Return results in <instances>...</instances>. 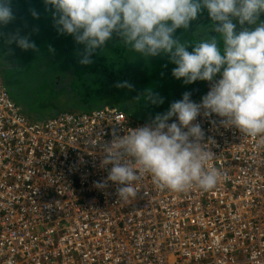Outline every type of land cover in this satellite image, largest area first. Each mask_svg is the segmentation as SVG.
I'll list each match as a JSON object with an SVG mask.
<instances>
[{"label":"built area","instance_id":"built-area-1","mask_svg":"<svg viewBox=\"0 0 264 264\" xmlns=\"http://www.w3.org/2000/svg\"><path fill=\"white\" fill-rule=\"evenodd\" d=\"M203 113L216 185L172 191L145 173L120 201L118 185L96 187L104 148L153 121L113 106L31 119L0 67V264H264V137Z\"/></svg>","mask_w":264,"mask_h":264},{"label":"clouds","instance_id":"clouds-1","mask_svg":"<svg viewBox=\"0 0 264 264\" xmlns=\"http://www.w3.org/2000/svg\"><path fill=\"white\" fill-rule=\"evenodd\" d=\"M55 9L57 31L74 37L84 46L79 63L90 65L97 49H102L119 32L122 43L144 58L168 54L176 65L173 76L185 84L221 78L197 104L185 93L171 104L166 114H158L149 126L132 129L122 138L105 146L102 167L112 165L106 181L118 185L120 201L137 196L135 182L151 174L161 188L184 191L193 184L212 189L218 180L213 168L205 171L211 152L201 143L205 133L193 124L204 110L224 118L222 123L235 127L245 136L264 137V0H44ZM11 0H0V25L14 19ZM206 9L216 38L194 44L192 52L174 38L181 28ZM32 15L38 18L33 10ZM239 25L252 26L237 32ZM22 50H36L29 37L18 34L9 41ZM147 101L163 103L151 92ZM176 117L178 123L169 121ZM187 129V131H185ZM95 140L89 141L93 146Z\"/></svg>","mask_w":264,"mask_h":264},{"label":"trees","instance_id":"trees-1","mask_svg":"<svg viewBox=\"0 0 264 264\" xmlns=\"http://www.w3.org/2000/svg\"><path fill=\"white\" fill-rule=\"evenodd\" d=\"M10 7L13 8L12 12L17 14V17L7 25H0V57L4 60L3 65H1L3 69L7 71V68L12 65L16 71L17 67H20L18 69L21 71L25 68L23 67V58L27 63L31 61L35 63H33L34 65H41L43 69H47V63L54 64L53 61L56 56H59L62 51L66 52L59 64L64 68L66 67L65 73L59 76L60 78H55L53 75V81H49L50 84L40 89L31 86L29 90H33L32 93L34 94L32 96L36 100L40 99L41 103L52 109L53 112L45 118H32L29 114H26L27 116L31 119L42 120L56 116L63 111H92L105 106H113L124 110L136 120L154 121V119L146 118L158 115L157 112L163 108L166 98L168 99L170 87L167 83L160 82L156 86L155 84L145 85L142 81L138 87H132V85H130L131 88L129 87L124 74L130 68H136L137 58L127 54L129 49L130 52L132 50L122 43V37L118 31L113 33L109 41L110 48H103L109 51L107 54H99L96 50V53L91 57L93 62L90 65H82L79 60L84 46L79 45L73 36L61 35L57 31L53 18L55 9L52 6L45 5L44 0H11ZM33 10L38 13V18L32 15ZM17 34L21 37H29L30 41L35 43L36 50L29 49L25 51L18 47L15 42L10 43L12 37ZM14 47H17L16 54L15 52L12 54V51H14L12 48ZM76 49H79V52ZM59 50L61 51L59 52ZM14 55L17 62H12ZM163 57L160 55L158 58L163 62ZM38 58L40 62L37 61ZM153 63H149L143 69L145 71H155ZM9 70L11 69L9 68ZM138 70L142 71V69ZM61 71L63 72V69ZM60 72H56V74H60ZM118 72L124 77L125 83L122 84L124 88L120 93H114V91L112 95L118 97V99L122 97L121 101L114 100V97L108 94L107 91V83H111L112 76L118 74ZM4 73L5 71L3 72V78H5ZM151 91L155 97L162 99L163 103H152L147 101V96H141V93ZM136 94L142 99L137 101L136 104L134 102L130 108V104L127 103L126 99L131 97L135 99ZM135 111H139V113Z\"/></svg>","mask_w":264,"mask_h":264},{"label":"rangeland","instance_id":"rangeland-1","mask_svg":"<svg viewBox=\"0 0 264 264\" xmlns=\"http://www.w3.org/2000/svg\"><path fill=\"white\" fill-rule=\"evenodd\" d=\"M13 9V8H12ZM204 11H207L206 9H204L201 13H203ZM14 19L15 17H17L14 12ZM204 15V14H203ZM21 16V15H20ZM110 41V40H109ZM107 41L105 46L103 48H110V42ZM80 45V44H79ZM78 44H76L77 47H79ZM97 49V53L99 54H107L109 51L107 49ZM130 48V47H129ZM12 54L17 51V47L12 48ZM79 49H76L77 52ZM61 50H59L60 52ZM58 52V51H57ZM58 52V53H59ZM16 54V52H15ZM127 54L133 56V58H137L136 60V65H135V69H143V67H145L146 65H148L151 62H154L152 65L155 67V71H139V70H135L133 67L132 69L130 68L124 75H126V83L130 85H132V87H138V85L142 82H144L145 85H156L158 86L161 83H166L165 80L163 79L162 75H161V69L163 66V62L159 60L158 57H160V55H162L163 53H161L160 55L154 56V57H149V58H144L141 56V54L136 53L134 51L130 52V49L127 51ZM64 55H66V52H60L59 56H56L55 60L53 61L54 64H50L47 63L46 66L48 67L47 69H43L42 66L38 65H34V62L29 61V63L25 62V59L23 58V68L21 71H19L20 67H17V71L13 66L11 65L9 68L11 70H9V68H7V71L4 69L5 73V83L8 87L9 92L11 93L13 99L17 102V104L22 108V111L25 114H29L32 118H45L48 117L53 111L52 109H49L47 107H45L43 105V103H41V100L38 99L36 100L35 97H33L32 95L34 93L33 90H30V87L32 86L33 88H42L44 86H46L47 84H50L49 81H53V78H60L59 76H61L63 73H65V68L64 66H60L59 64L61 63L60 60H63ZM10 60V59H9ZM40 60L39 58L37 59V61ZM3 59L0 57V65H3ZM17 62L15 55L12 57V62ZM40 62V61H38ZM34 63V64H33ZM56 63V64H55ZM19 68V69H18ZM63 69V72L61 71ZM134 69V70H133ZM61 71V72H60ZM56 72H60V74H56ZM39 74V75H37ZM121 73L118 72V74L113 75L111 78V83H107L108 87H107V91L108 94L114 93H120L122 92V89L124 88V86H122L123 83H125L124 81V77L122 75H120ZM54 75V77H53ZM35 76L36 79H35ZM43 80V81H42ZM38 83H37V82ZM47 81V82H46ZM37 85V86H34ZM131 88V87H130ZM139 89V88H138ZM39 93V92H38ZM113 93V94H114ZM114 100L116 101H121L122 97L118 99V97L113 96ZM142 98H140V96L138 94H136L135 99L133 97H131L130 99H126L127 103L129 102L130 104V108L133 106V103L139 100H141ZM165 108V107H164ZM137 112V111H135ZM139 113V111L137 112ZM138 116V115H136Z\"/></svg>","mask_w":264,"mask_h":264},{"label":"crops","instance_id":"crops-1","mask_svg":"<svg viewBox=\"0 0 264 264\" xmlns=\"http://www.w3.org/2000/svg\"><path fill=\"white\" fill-rule=\"evenodd\" d=\"M204 14V15H203ZM208 16V17H207ZM260 21L264 22V13L260 15ZM212 23L209 14L207 11L200 13L196 20L191 21L188 29H178L174 33V38L186 44V48L189 52L193 51L194 44L199 43L202 40H209L211 38H216L218 33L212 29ZM234 23L237 25V32L244 30V28H251L252 26L245 24L244 26L239 25L237 20H234ZM163 57V66L161 69V75L165 82L170 87L168 99L166 98L163 108L159 109L158 114H166L172 103L180 101L183 99L185 93H190V97H200L202 96L208 86L210 85L209 81H196L192 84H185L183 79H176L173 76V69L176 67L174 63L171 62L170 56L168 54H162ZM2 74L4 69L0 65ZM134 70V69H133ZM138 70V69H135ZM145 70V69H142ZM220 74L214 77L215 80ZM148 93H141V96H147ZM165 107V108H164ZM156 116L148 117L146 119H155Z\"/></svg>","mask_w":264,"mask_h":264}]
</instances>
